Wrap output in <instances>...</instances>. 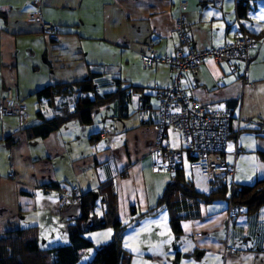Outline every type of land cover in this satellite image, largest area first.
Returning <instances> with one entry per match:
<instances>
[{
	"label": "crops",
	"instance_id": "0c3cea01",
	"mask_svg": "<svg viewBox=\"0 0 264 264\" xmlns=\"http://www.w3.org/2000/svg\"><path fill=\"white\" fill-rule=\"evenodd\" d=\"M237 1L0 0V98L12 89L27 106L24 119L0 114V233L38 227L39 242L48 229L51 242H63L69 239L67 226L81 216L78 195H92L98 219L104 218L106 198L115 197L122 224L132 220V207L138 213L156 208L175 175L154 167L158 90L173 82V74L165 64L144 66L142 55L163 57L178 50L181 14L197 49L230 43L242 28L262 41L250 51L251 85L243 83L240 63L233 71L207 61L182 77V87L190 98L232 112L226 159L236 160L235 182L252 185L264 179V137L257 135L264 133V0H239L245 6L241 23ZM38 19L54 24L57 37L45 33ZM93 75L101 94L124 90L126 95L96 110L90 125L71 120L46 138L29 139L26 129L40 122L38 111L51 118L63 106L40 102L36 93ZM105 131L112 137L102 138ZM166 140L173 148L184 146L176 130L168 129ZM184 175L204 194L224 178L230 196L231 177L212 182L199 171ZM228 208L227 200L202 205L198 219L182 221L178 239L169 213L161 211L130 225L122 246L133 257L153 262L264 264V208L253 215L243 209L233 219Z\"/></svg>",
	"mask_w": 264,
	"mask_h": 264
},
{
	"label": "trees",
	"instance_id": "16d2710c",
	"mask_svg": "<svg viewBox=\"0 0 264 264\" xmlns=\"http://www.w3.org/2000/svg\"><path fill=\"white\" fill-rule=\"evenodd\" d=\"M244 8V5L238 8L241 18ZM94 80L95 75L87 80L53 85L37 92L36 97L40 102L44 100L52 106L62 102L63 106H60L57 109L58 113L51 118H46L38 111L40 122L26 129L29 139L46 138L71 120H78L84 126L90 125L96 110L126 95L124 90L101 94ZM137 91L139 90L135 92ZM145 98L143 95L142 100ZM235 104L236 102L232 103ZM257 135L264 137V133ZM261 156L264 158V153ZM51 187L60 189L57 184ZM228 187L227 181L221 178L215 181L213 191L204 194L199 192L192 182L186 180L184 172L178 171L166 186L156 208L138 213L136 208L132 207L133 218L127 224H122L117 218L115 197L111 201L106 198L104 218L98 219L95 215L96 201L92 195H84L81 197L80 218L67 226L69 237L67 246L44 250L40 248L38 227L12 229L0 233V264H77L80 253L93 247L92 242L85 238V233L107 227L114 230L113 237L108 244L96 250L90 264H130L131 254L122 246L124 233L130 225H136L148 216H156L161 211H167L171 228L178 239L182 234V221L198 219L202 205L227 200L246 209L248 215L257 214L264 208V179L252 185L240 186V191L235 197L228 196Z\"/></svg>",
	"mask_w": 264,
	"mask_h": 264
},
{
	"label": "built area",
	"instance_id": "2783aa9c",
	"mask_svg": "<svg viewBox=\"0 0 264 264\" xmlns=\"http://www.w3.org/2000/svg\"><path fill=\"white\" fill-rule=\"evenodd\" d=\"M236 4L237 8L243 5L239 0ZM185 6V2L181 4L182 9ZM241 19L238 14L239 23ZM40 24L42 30L50 37H57L58 29L54 24L42 21ZM186 25V18L184 14H181L176 23L180 46L173 55L163 57L147 53L142 55L144 66L165 64L170 67L173 74V82L158 90L160 103L157 124L158 140L155 148L158 159L154 167L168 174L187 170L199 171L212 182L220 177H231L230 197H235L240 191V186L235 182L236 160L234 163H228L226 159L233 114L228 109L215 110L190 98L182 87V77L186 73L198 71L207 61H213L218 65L226 64L233 71L236 69L235 64L240 63L242 81L245 85H251L249 79L252 67L250 51L259 47L262 41L255 39L242 28L234 41L200 50L195 47ZM26 112V104L14 98L12 89H8L6 94L0 98L1 115H17L24 119ZM168 129L176 130L181 134L184 141L183 147H171L166 140ZM112 135V132L105 131L102 138L109 139ZM234 141L237 149L234 153L236 159L238 137ZM81 197V195L76 197L80 204ZM242 211V207L229 203L228 217L230 219ZM232 251V248L227 249V252Z\"/></svg>",
	"mask_w": 264,
	"mask_h": 264
},
{
	"label": "rangeland",
	"instance_id": "374dc122",
	"mask_svg": "<svg viewBox=\"0 0 264 264\" xmlns=\"http://www.w3.org/2000/svg\"><path fill=\"white\" fill-rule=\"evenodd\" d=\"M201 180H203L207 184L209 183L206 178H202ZM108 229H111V230H108ZM108 231H113V234H114V230L111 227L85 233L84 235L85 238H87L89 241L92 242L93 247L83 250L80 253V257H79L77 264H90L91 263V261L93 260L95 256L96 250L99 249L101 246L108 244L111 241L112 238L111 239L108 238ZM49 233H50V230L48 229L41 236L40 242H39L41 249L49 250V249H53V248L60 247V246H67L69 244V239L65 241L63 240V242H59V243H53L55 241L51 242L52 238L49 237L48 235ZM57 233H62V231L57 230ZM60 240H61V237L57 239V241H60ZM130 259H131L130 264H173V262L169 261L168 259H165L164 261L153 262L151 260H142L138 258L137 256L133 257L132 255Z\"/></svg>",
	"mask_w": 264,
	"mask_h": 264
},
{
	"label": "water",
	"instance_id": "95a60500",
	"mask_svg": "<svg viewBox=\"0 0 264 264\" xmlns=\"http://www.w3.org/2000/svg\"><path fill=\"white\" fill-rule=\"evenodd\" d=\"M94 197H95V199H97L98 198V195H94Z\"/></svg>",
	"mask_w": 264,
	"mask_h": 264
}]
</instances>
